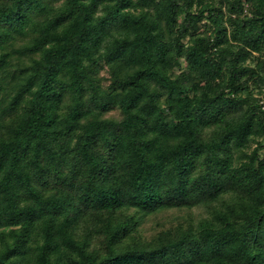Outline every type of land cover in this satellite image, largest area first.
I'll return each mask as SVG.
<instances>
[{
    "label": "trees",
    "instance_id": "16d2710c",
    "mask_svg": "<svg viewBox=\"0 0 264 264\" xmlns=\"http://www.w3.org/2000/svg\"><path fill=\"white\" fill-rule=\"evenodd\" d=\"M0 264H264V0H0Z\"/></svg>",
    "mask_w": 264,
    "mask_h": 264
},
{
    "label": "rangeland",
    "instance_id": "374dc122",
    "mask_svg": "<svg viewBox=\"0 0 264 264\" xmlns=\"http://www.w3.org/2000/svg\"><path fill=\"white\" fill-rule=\"evenodd\" d=\"M177 210L161 212L154 215H146L142 218L141 228L146 236H152L164 227L168 226L181 217ZM168 224V225H167Z\"/></svg>",
    "mask_w": 264,
    "mask_h": 264
}]
</instances>
